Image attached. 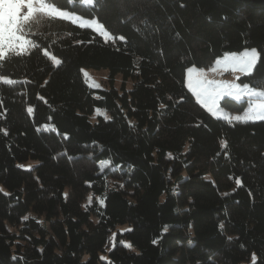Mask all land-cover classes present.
Wrapping results in <instances>:
<instances>
[{"label":"trees","instance_id":"trees-1","mask_svg":"<svg viewBox=\"0 0 264 264\" xmlns=\"http://www.w3.org/2000/svg\"><path fill=\"white\" fill-rule=\"evenodd\" d=\"M55 3L127 43L47 13L22 24L64 63L32 49L0 67L19 81L0 85V264H264V122L217 119L186 85L189 67L246 48L260 62L240 81L264 79V0Z\"/></svg>","mask_w":264,"mask_h":264},{"label":"snow or ice","instance_id":"snow-or-ice-1","mask_svg":"<svg viewBox=\"0 0 264 264\" xmlns=\"http://www.w3.org/2000/svg\"><path fill=\"white\" fill-rule=\"evenodd\" d=\"M81 2L93 10L103 7V5L100 3V0H81ZM5 3V16L3 22L0 23V67H3L4 62L11 54H14L17 57L24 56L26 54L30 55L31 50L36 49L39 50V53L44 57H47L49 60H51L55 67L59 68L64 63V61L58 58L56 55L50 53L47 48H41L39 44L21 34L23 31L22 24L30 21L37 12L47 13L48 15L60 19L68 18L71 14L60 8L55 3V0H52L51 3H48L47 0H10L11 5L15 6L11 9L8 7L9 0H5ZM36 5H38V7H36ZM25 8L27 9L26 15L22 14V10ZM77 20L80 21V27H89L94 31H97L104 38L105 42L109 40L114 42L116 39H119L121 42L127 43L126 37L114 36L105 28L103 24L99 23V21L96 19H93L87 23L84 22L82 17H77ZM76 22L77 21H73V23ZM77 43L83 42L78 41ZM259 62L260 54L256 48L245 49L239 54H225L224 70H231L233 73L239 72L256 79V77L253 76V73L256 70V66ZM216 63L219 64L220 61L217 60ZM239 78V76H236L237 80H239ZM17 83H19V81L12 79L10 76L0 74V85L11 87ZM47 83V81L44 82L45 85ZM186 85L188 90L195 97L196 103H198L217 119L225 120L229 124H231L233 120L245 124L249 122H264V79H261L259 83L254 86L250 85L249 83H244L241 85L234 82H216L206 79L202 69L190 67L186 72ZM41 86L43 87L44 85ZM95 86L99 87V85ZM37 97L38 99L44 100V102L47 103L43 96L37 94ZM225 97L233 98L236 101H241L247 97L249 103L244 114L229 116L227 113H225L220 104V101ZM169 99H171V97ZM3 104V99H0V108H3ZM160 108H165V105L160 104ZM26 111L29 113V115H32L34 113V108L29 106ZM6 114L7 109L3 108V113H0V115L6 117ZM98 114L103 115L105 121H110L112 119V117L108 116L106 113H100L99 110ZM49 119H51V117ZM4 134L7 135L6 130L4 131ZM64 138H68L67 133H64ZM222 144L224 148L228 147L226 141H222ZM169 155L171 156V154ZM236 183L237 185H241L242 181L237 179ZM121 187H123V185H121ZM2 191L3 189L0 188V192ZM65 196H67V193H65ZM89 199L91 200V198ZM24 219L26 220L27 217H24ZM220 228H223V224L220 225ZM127 231H131V229H128Z\"/></svg>","mask_w":264,"mask_h":264},{"label":"rangeland","instance_id":"rangeland-1","mask_svg":"<svg viewBox=\"0 0 264 264\" xmlns=\"http://www.w3.org/2000/svg\"><path fill=\"white\" fill-rule=\"evenodd\" d=\"M8 7H9V9L15 7L14 5H11L10 0H9ZM36 7H38V5H36ZM5 8H6L5 0H0V23L3 22L4 16H5ZM65 11H67V12H69L71 14L68 18H65V19H68L70 21H77L76 22L77 24L80 23V21L77 20V17H82L85 23H87V22H89V21H91L93 19H96V18H85V17H83V16H81L79 14L70 12L68 10H65ZM22 14H25V15L27 14V9L26 8L22 10ZM21 34L25 35L24 33H21ZM246 49H251V48H246ZM244 50L237 51V52H226L225 54H230V53H237V54H239V53L243 52ZM257 51L259 52L258 49H257ZM225 54L220 59H217V60L220 61L219 64L216 63V61H217L216 60L213 63V65H211L210 67H206V68H199L197 66H191V67H196L197 69H202L203 72H204L205 78L208 79V80H212V81H216V82H228V83H233L234 82V83L243 85L244 83H242L240 81V78L244 74L239 73V72L233 73L231 70H228V71H225L224 70V58H225ZM259 54H260V52H259ZM213 69H215V70H213ZM83 73H84V76H85V78L87 80V83H88V85L90 87H92V88H108L109 87V73H108L107 70H105V69H101V70L84 69ZM236 76H239L240 77L239 80L236 79ZM121 83H122V78L120 76L116 77V79H115V85L117 87H120ZM95 85H99V87H96ZM131 86H132V81H128L127 82V87L130 88ZM221 101H220V104H221ZM242 101H245L247 103V105H246V107H245V109L243 111H232V110H228L225 107H223L222 105H221V107L223 108L224 112L227 113L229 116L243 115L244 112H245V110L248 107L249 101H248V98L245 97L241 101H237V102H242ZM98 110H99L100 113H106L104 110L96 109L95 112H94V114L91 116V119L92 120L96 119L97 116L101 115V114H98ZM232 122H235V120H233ZM29 165H31V163ZM89 198H91V197H89ZM89 198H88L87 203H90L92 201V199L90 200ZM255 259H256V257L253 256V260H255Z\"/></svg>","mask_w":264,"mask_h":264}]
</instances>
